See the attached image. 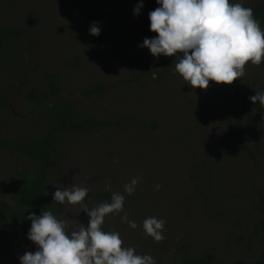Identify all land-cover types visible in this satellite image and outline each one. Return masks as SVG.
<instances>
[{"label": "rangeland", "instance_id": "obj_1", "mask_svg": "<svg viewBox=\"0 0 264 264\" xmlns=\"http://www.w3.org/2000/svg\"><path fill=\"white\" fill-rule=\"evenodd\" d=\"M140 3L0 0V29L19 34L0 45V140L21 132L28 142L42 132L35 120L36 111L44 120L42 108L34 110L25 96L44 85V76L55 74L60 98L78 117L105 124L61 138L60 171L46 180L52 195L59 187H86L93 196L81 203L91 209L121 193L124 212L137 227L122 221V212L106 216L102 228L119 233L124 247L156 263L206 254L215 264H248L256 244L247 248V234L257 218L250 178L264 190V164L252 168L240 148L244 142L235 143L225 121L233 116L228 100L235 91L264 85V59L259 66L249 61L230 85L209 81L207 89H193L175 70L182 56L164 66L141 47L157 35L150 30L149 13L160 5L142 0L134 15ZM94 22L99 35L90 34ZM94 84L105 86L102 97H85ZM27 163L0 152V200L10 202L12 180ZM133 178L139 180L128 195L124 186ZM97 194L107 199L98 202ZM59 209L53 215L67 220L69 236L79 224L88 226L80 205L65 202ZM149 217L165 221L161 242L145 233L143 221ZM37 250L28 236L0 237V264H21L25 252Z\"/></svg>", "mask_w": 264, "mask_h": 264}, {"label": "clouds", "instance_id": "obj_2", "mask_svg": "<svg viewBox=\"0 0 264 264\" xmlns=\"http://www.w3.org/2000/svg\"><path fill=\"white\" fill-rule=\"evenodd\" d=\"M160 5L149 13L150 30L157 35L145 38L141 47L159 57L182 58L175 65L176 72L193 89H207L209 81L232 84L245 73V65L251 61L259 66L264 59V31L254 18L251 8L229 0H156ZM142 7V0L134 15ZM90 34L99 35L95 22ZM252 103L264 106V93L249 97ZM139 178L125 184L124 191L131 195ZM159 189V185L156 186ZM88 189L78 185L58 188L53 199L61 204L80 205L89 217L88 226L79 224L78 230L66 234L67 220L58 219L51 211L41 215L30 214L31 228L28 239L38 246L35 252H25L21 264H156L149 255H138L132 247H124L117 232H106L102 225L109 214L124 212L125 196L114 192L111 203H102L88 209L81 202ZM122 221L135 229L137 224L128 219ZM165 221L149 217L143 221L146 235L156 242L165 239Z\"/></svg>", "mask_w": 264, "mask_h": 264}, {"label": "trees", "instance_id": "obj_3", "mask_svg": "<svg viewBox=\"0 0 264 264\" xmlns=\"http://www.w3.org/2000/svg\"><path fill=\"white\" fill-rule=\"evenodd\" d=\"M255 1L243 6L253 10L254 18L264 31V0ZM18 35L14 29H0V45ZM177 54L182 56L180 53ZM154 58L164 66H169L176 56L166 57L161 54ZM43 82L44 85L40 89L32 88L25 96L33 104L34 110L42 108L38 113L44 117L43 121L38 120L37 111L35 113L36 122L43 125L42 132L28 142H24L21 132H17L9 140H0V152L20 155L28 162L12 180L10 202L0 200V237L28 236L32 223L27 219L30 214L38 216L44 211L59 212L61 203L54 201L46 180L50 172L60 171L59 163L63 162L64 158L60 146L61 138L66 134L88 133L105 124L78 117L72 105L60 98L55 74L44 76ZM104 90L105 86L94 84L84 91V96L99 98L102 97ZM256 92L264 93V85L256 89L243 86L235 91L228 100L233 116L227 118L225 122L229 136L235 139V143L244 142L240 143L242 154H245L248 163L257 171L258 166L264 164V133L261 132L264 125V106H261L259 101L255 104L250 101L249 97L254 96ZM250 182L253 184L250 192L254 197L251 208L256 212L257 218L247 234V248L250 249L256 244V250L248 264H264V190L260 189L259 183L254 182L252 178ZM92 196L88 193L84 201ZM97 198L98 202L107 199L105 195L100 194H97ZM166 264H215V262L206 254L195 256L185 254L179 260Z\"/></svg>", "mask_w": 264, "mask_h": 264}]
</instances>
